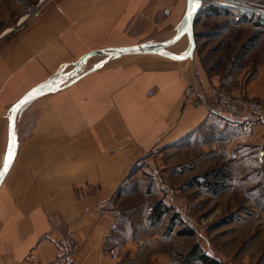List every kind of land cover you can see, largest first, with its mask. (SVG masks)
I'll return each instance as SVG.
<instances>
[{"label":"crops","instance_id":"crops-1","mask_svg":"<svg viewBox=\"0 0 264 264\" xmlns=\"http://www.w3.org/2000/svg\"><path fill=\"white\" fill-rule=\"evenodd\" d=\"M188 10L189 0H54L4 36L0 175L13 106L48 80L66 81L17 114L0 185V264H55L67 235L77 264L196 263L195 234L164 203L161 180L176 202L193 203V177L264 150V117L247 126L209 111L218 88L264 104V22L208 9L193 48ZM139 45L164 47L88 56Z\"/></svg>","mask_w":264,"mask_h":264},{"label":"rangeland","instance_id":"rangeland-1","mask_svg":"<svg viewBox=\"0 0 264 264\" xmlns=\"http://www.w3.org/2000/svg\"><path fill=\"white\" fill-rule=\"evenodd\" d=\"M39 1L0 0V36L24 22ZM9 25L15 26L2 33ZM252 153L244 161L211 164L191 180L197 190L191 193L193 203L186 204L203 234L194 236L202 252L219 264H264V155Z\"/></svg>","mask_w":264,"mask_h":264},{"label":"built area","instance_id":"built-area-1","mask_svg":"<svg viewBox=\"0 0 264 264\" xmlns=\"http://www.w3.org/2000/svg\"><path fill=\"white\" fill-rule=\"evenodd\" d=\"M53 0H40L35 9L24 16V22H18L16 28L11 29V33H16L24 29L34 19L38 18L42 9L47 3ZM199 2L200 12H205L208 9H217L227 14H230L237 21L244 18L264 22V0H197ZM10 33V34H11ZM6 37V36H5ZM0 36V41L5 39ZM155 90H150L148 96L152 97ZM210 114L216 115H229L233 118L240 120L247 126H256L264 117V104L244 97L242 94H233L224 91L223 89H216L213 91L210 98ZM260 157L264 155L262 151ZM161 191L163 201L167 207L171 208L173 212L179 216L183 224L193 231L197 236L202 237L201 228L196 227L192 218V208L186 203L176 202V194L171 187L167 177L161 180ZM79 244L71 235H67L57 244V252L55 264H77L75 261L76 253L78 252ZM121 255V248L114 247L110 250L109 256L116 260ZM201 264V263H196Z\"/></svg>","mask_w":264,"mask_h":264},{"label":"water","instance_id":"water-1","mask_svg":"<svg viewBox=\"0 0 264 264\" xmlns=\"http://www.w3.org/2000/svg\"><path fill=\"white\" fill-rule=\"evenodd\" d=\"M199 10V2L197 0H189V10L187 13V27L184 32V35H187L192 43L193 48H195V35H194V26L196 22V18L201 14ZM164 45H139L135 47H128V48H118L114 49L109 53H104L101 51L92 52L88 56L94 55H105L108 57H119L125 55H134V54H150L160 50ZM66 81L65 77L57 76L51 80L44 82L43 84L37 86L29 93H27L19 102H17L10 114V123H9V133L12 140V145L6 155L5 165L0 175V185L3 182L6 174L8 173L11 163H12V151L15 145L14 141V125L16 121L17 114L19 110L31 102L32 100L42 97L44 95L53 93L54 91L58 90ZM11 153V155H9Z\"/></svg>","mask_w":264,"mask_h":264},{"label":"trees","instance_id":"trees-1","mask_svg":"<svg viewBox=\"0 0 264 264\" xmlns=\"http://www.w3.org/2000/svg\"><path fill=\"white\" fill-rule=\"evenodd\" d=\"M193 232V231H192ZM189 257L196 261V262H200L202 264H219L218 262H216L215 260L211 259L210 257H208L207 255H205L202 250L200 249L199 246H195L190 254Z\"/></svg>","mask_w":264,"mask_h":264},{"label":"snow or ice","instance_id":"snow-or-ice-1","mask_svg":"<svg viewBox=\"0 0 264 264\" xmlns=\"http://www.w3.org/2000/svg\"><path fill=\"white\" fill-rule=\"evenodd\" d=\"M9 155H11V153H9Z\"/></svg>","mask_w":264,"mask_h":264}]
</instances>
